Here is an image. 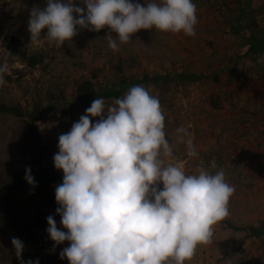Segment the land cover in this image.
I'll use <instances>...</instances> for the list:
<instances>
[{"label": "rangeland", "instance_id": "374dc122", "mask_svg": "<svg viewBox=\"0 0 264 264\" xmlns=\"http://www.w3.org/2000/svg\"><path fill=\"white\" fill-rule=\"evenodd\" d=\"M193 2L198 20L194 37L170 33L167 40L164 33L156 31L114 52L104 43L108 28L99 32L78 28V34L62 46L47 39L46 29L32 41L28 31L31 11L43 9L46 0H0V65H8L5 83L0 86V104L21 108L26 114L36 101L58 103L56 110L35 123L51 153L43 159H39L34 141L23 131L27 117L0 110V264H21L12 238L25 244V262L38 259L40 264H69L66 258H60L69 242L56 245L47 232L48 224L40 229L32 226L36 208L55 211L59 207L55 199L58 184L50 183L32 199L34 186L25 175L30 167L35 180L42 168L63 177L53 160L59 150L58 138L86 114L88 107L72 108L71 102L76 99L78 84L93 74L97 84L145 74L166 75L159 83L140 85L160 101L166 138L173 149L166 163L182 166L188 174H196L200 168L212 173L222 169L227 182L235 186L229 216L213 226L212 242L199 245L195 256L185 264H264L263 239L247 238L246 231L233 228L264 221V179L256 178L255 169L250 168L251 178L240 181L229 160L232 139L246 138L245 157L253 164L260 160L258 152L264 151L259 142L264 138V105L256 102L264 96V88H257L259 93L254 97L242 94L243 85L249 81L264 85V54L246 53L250 34L264 35V0ZM140 3L143 5V0ZM77 6L86 10L80 0ZM10 35L18 37L31 52H43L44 64L29 67L9 55L6 38ZM182 73L197 74L201 79L181 81ZM183 99L189 103L185 112L180 106ZM105 101L113 104L115 99ZM238 112L242 119L236 116ZM92 119L95 122L99 118ZM179 128L186 129L188 135L178 134ZM192 149L197 156L189 155ZM60 220H56L58 227L66 231Z\"/></svg>", "mask_w": 264, "mask_h": 264}, {"label": "clouds", "instance_id": "9594fccd", "mask_svg": "<svg viewBox=\"0 0 264 264\" xmlns=\"http://www.w3.org/2000/svg\"><path fill=\"white\" fill-rule=\"evenodd\" d=\"M46 0L28 21L31 40L47 30L49 41L62 46L78 28H108L114 52L140 30L156 29L194 37L197 6L193 0ZM8 65H0V86ZM85 115L58 138L54 166L63 171L55 188L60 224L47 217V232L69 264H185L199 245L212 242L214 228L229 216L235 186L221 169L200 168L188 174L166 163L173 149L165 132L160 101L143 86L131 87L113 104L94 99ZM92 118H99L93 122ZM177 133L188 135L184 128ZM183 140V136L180 137ZM190 149L192 141H187ZM190 156L198 153L192 149ZM215 167V162H213ZM26 181L35 186L31 168ZM162 185V188H161ZM21 264L25 244L12 238Z\"/></svg>", "mask_w": 264, "mask_h": 264}, {"label": "trees", "instance_id": "16d2710c", "mask_svg": "<svg viewBox=\"0 0 264 264\" xmlns=\"http://www.w3.org/2000/svg\"><path fill=\"white\" fill-rule=\"evenodd\" d=\"M250 44L246 53L253 55H260L264 53V36L258 37L251 35ZM6 48L9 55L17 57L23 64L29 67H37L44 64L46 56L43 52H31L25 45L20 42V39L14 35L6 38ZM166 75L162 74H145L141 77L127 79L122 78L117 82L103 81L97 84L96 75L93 74L92 78L82 80L77 86V96L75 101L71 102V107H89L94 99L103 98L113 100L123 98L125 93L133 86L149 85L151 83H159L160 80L165 78ZM181 81L198 80L201 79L197 74L182 73L180 75ZM51 104V105H50ZM46 104L42 101H36L30 111L25 112L18 107L6 106L0 104V110L11 112L18 116H26L23 122V131L34 141L39 159L50 156V149L44 144L40 132L38 131L35 123L41 116H47L51 110L58 108V103ZM36 184L32 189V199L42 194L50 183L60 184L63 182V177L53 171L42 168L36 175ZM53 216L56 220L61 218L57 211H47L41 208H36L33 212L32 226L34 229H40L46 226L47 217ZM232 226V225H231ZM236 230L246 231L247 238H259L264 241V221L259 225L247 226H233Z\"/></svg>", "mask_w": 264, "mask_h": 264}, {"label": "built area", "instance_id": "2783aa9c", "mask_svg": "<svg viewBox=\"0 0 264 264\" xmlns=\"http://www.w3.org/2000/svg\"><path fill=\"white\" fill-rule=\"evenodd\" d=\"M180 106L182 108V112L187 111L189 108L188 100L183 99L180 103ZM245 139L246 138L232 139L233 150H232V153L230 155L231 159H229L231 161V165H232L231 169L233 170V173H235L236 178H238L240 181H244L250 177L248 174L249 169L254 168L256 178H261V180H262V179H264V151L258 152V153H260V154H258V157L260 160H257L255 162L256 164L249 162L245 157V154L247 151L246 145H245L246 142L244 141ZM226 140H228V139H226ZM259 142L262 144V147H261V149H262L264 146V138L261 139ZM210 164H206L205 166L209 167Z\"/></svg>", "mask_w": 264, "mask_h": 264}, {"label": "crops", "instance_id": "0c3cea01", "mask_svg": "<svg viewBox=\"0 0 264 264\" xmlns=\"http://www.w3.org/2000/svg\"><path fill=\"white\" fill-rule=\"evenodd\" d=\"M106 33H105V37L108 35V33H109V30H107L106 29ZM157 31V34L158 33H161L162 31H159V30H156V29H150V30H140L139 32H137V33H135L133 36H132V39L128 42V43H126V44H121L120 45V47H123V46H128L129 44H131V42L133 41V39H135V38H139V39H146V37L147 36H152V35H155V32ZM162 33H164V35L167 37V40H169V38H170V32H162ZM251 35H256V36H258V37H261V36H264L263 34H256V33H251L250 34V37H251ZM250 37H249V39H250ZM138 40V39H137ZM104 43H106V45L108 46V42L106 41V42H104ZM249 44H250V41H249ZM124 51V49H121V51ZM122 51V52H123ZM121 52V53H122ZM264 54V53H263ZM250 55H253V54H250ZM261 55V54H260ZM128 57H130L131 55H127ZM255 56H257V55H255ZM235 83V82H234ZM238 84V82H236L235 83V85H237ZM260 83H259V81H249L247 84H244L243 85V89H242V94H243V92H245V94H247V96L248 97H254L255 95H257L259 92H257V91H255L257 88H264V85L261 83L260 85H259ZM256 102H258L259 104H263L264 105V96H262V97H259L257 100H256ZM236 116H238V118L239 119H242L241 117H243V115L240 113L239 114V112H238V114H236ZM236 116H233V118H234V120H237L236 119ZM237 123V122H236ZM252 158V157H251ZM33 219V218H32Z\"/></svg>", "mask_w": 264, "mask_h": 264}]
</instances>
